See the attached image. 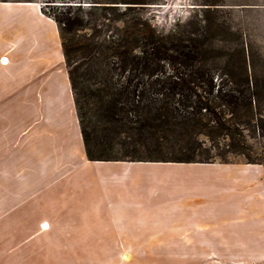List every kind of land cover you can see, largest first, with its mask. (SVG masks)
I'll use <instances>...</instances> for the list:
<instances>
[{"label": "rangeland", "instance_id": "rangeland-1", "mask_svg": "<svg viewBox=\"0 0 264 264\" xmlns=\"http://www.w3.org/2000/svg\"><path fill=\"white\" fill-rule=\"evenodd\" d=\"M23 1L0 2V264H164L169 251L100 249L87 243L89 233L61 232L54 226L56 199L87 197L82 192L85 180L80 188L75 187V182H65L71 173L69 164L72 167L81 154L85 157L84 144L70 104L63 106L55 98L59 90L55 86H59L65 72L64 58L56 24L40 12L48 1L59 0ZM74 2L77 3L73 6L82 2L84 12L94 5L116 7L118 12L136 8L153 27L164 32L187 23L206 22L212 25L210 34L218 42V55L231 59L233 71L243 65L244 56L251 82L264 86V0ZM46 8H50L49 13L58 12V7ZM126 18H132V14ZM113 25L119 27L120 22ZM3 56L8 59L7 64H1ZM222 62L225 61L221 60L218 66L224 71ZM260 100L263 106L260 103L255 111L260 116L256 114L249 125L239 126V130L249 148L246 155L264 167V134L258 128V117L264 116V88ZM200 141L205 139L201 137ZM224 144L218 141L221 150ZM205 145L209 147V143ZM213 162L223 164L217 159ZM227 163L249 160L241 154H227ZM161 164L169 163L93 165L86 174L92 173L102 187L100 191L92 189L91 197H164L165 177L170 173L177 175L178 168ZM102 188L108 190L103 193ZM5 193L7 198L11 195L10 201L4 202ZM210 222L211 219L205 220ZM254 252L205 249L199 251L198 259H203L202 264H243L245 255L252 257ZM171 253L174 264L180 251Z\"/></svg>", "mask_w": 264, "mask_h": 264}, {"label": "trees", "instance_id": "trees-1", "mask_svg": "<svg viewBox=\"0 0 264 264\" xmlns=\"http://www.w3.org/2000/svg\"><path fill=\"white\" fill-rule=\"evenodd\" d=\"M74 1H48L58 4L41 12L58 29L88 161L226 164L227 154H241L261 164L246 155L239 126L260 116L264 86L251 82L244 56L233 71L231 59L218 55L212 25L164 32L136 8L94 5L84 12ZM258 118L264 134V116Z\"/></svg>", "mask_w": 264, "mask_h": 264}, {"label": "crops", "instance_id": "crops-1", "mask_svg": "<svg viewBox=\"0 0 264 264\" xmlns=\"http://www.w3.org/2000/svg\"><path fill=\"white\" fill-rule=\"evenodd\" d=\"M60 81L59 86H55L59 89L55 98L63 106L69 103L76 118L66 70ZM102 163L88 161L81 154L72 167L69 164L71 173L65 182H75V187L80 188L81 181L85 180L82 192L87 197L56 199L53 217L57 219L53 224L61 232L89 233L87 243L98 245L100 249H163L169 251L164 264H172L173 250L180 251L178 262L174 264H202L203 259H198L199 251L220 248L255 251L252 257L245 255L243 264H264L262 165L161 164L178 168L177 175L170 173L165 177L164 197H91L92 189L100 191L102 186L92 173L86 174V170ZM10 198L11 195L7 198L5 193L4 202ZM7 218L8 213L5 220ZM206 219L211 222L205 223ZM110 233L121 236L112 238Z\"/></svg>", "mask_w": 264, "mask_h": 264}, {"label": "bare ground", "instance_id": "bare-ground-1", "mask_svg": "<svg viewBox=\"0 0 264 264\" xmlns=\"http://www.w3.org/2000/svg\"><path fill=\"white\" fill-rule=\"evenodd\" d=\"M1 62L4 63V62H5L4 59H2ZM4 64H7V63L5 62ZM44 228H45V227H44Z\"/></svg>", "mask_w": 264, "mask_h": 264}, {"label": "built area", "instance_id": "built-area-1", "mask_svg": "<svg viewBox=\"0 0 264 264\" xmlns=\"http://www.w3.org/2000/svg\"><path fill=\"white\" fill-rule=\"evenodd\" d=\"M3 59H4V58H3ZM4 61L7 63L6 59H4ZM5 62H4V63H5ZM4 63L1 62V64H4Z\"/></svg>", "mask_w": 264, "mask_h": 264}]
</instances>
